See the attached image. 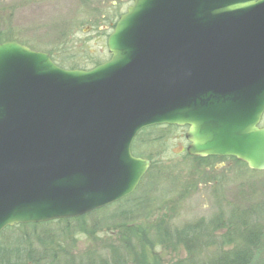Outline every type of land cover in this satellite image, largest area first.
<instances>
[{
  "label": "water",
  "instance_id": "water-1",
  "mask_svg": "<svg viewBox=\"0 0 264 264\" xmlns=\"http://www.w3.org/2000/svg\"><path fill=\"white\" fill-rule=\"evenodd\" d=\"M107 47L83 70L0 43V233L131 195L151 166L133 141L155 125L264 170V0H134Z\"/></svg>",
  "mask_w": 264,
  "mask_h": 264
},
{
  "label": "rangeland",
  "instance_id": "rangeland-1",
  "mask_svg": "<svg viewBox=\"0 0 264 264\" xmlns=\"http://www.w3.org/2000/svg\"><path fill=\"white\" fill-rule=\"evenodd\" d=\"M132 3L0 0V31L14 30L23 45L50 51L67 69H90L99 59L110 58L107 38ZM262 120L264 124V116ZM169 126L158 132L149 149L144 147L151 155V166L131 195L77 218L7 227L0 233V242L55 256L54 264L102 259L147 264L152 258L153 264H174L186 254L167 236V228L264 201V171H254L232 157H217L204 165L187 155V126ZM262 225V241L252 264H264V214Z\"/></svg>",
  "mask_w": 264,
  "mask_h": 264
},
{
  "label": "trees",
  "instance_id": "trees-1",
  "mask_svg": "<svg viewBox=\"0 0 264 264\" xmlns=\"http://www.w3.org/2000/svg\"><path fill=\"white\" fill-rule=\"evenodd\" d=\"M20 41L14 30L6 28L0 31V42ZM30 48H36L29 45ZM52 60L60 67L64 65L56 61L50 51H47ZM98 60V59H97ZM93 60L92 62H95ZM99 59L92 68L103 63ZM71 69H87V67L71 66ZM164 127L169 125H157L140 131L132 144L134 155L151 159L149 153L144 152V147L154 144L157 135ZM149 151V150H148ZM204 165H208L210 159L217 157L201 158ZM223 159V158H221ZM202 164V165H203ZM264 214V201L254 203L247 208L232 207L226 213H219L210 218H200L190 221L175 229H166L167 236L175 243L182 245L186 257L174 264H252L255 254L263 237L262 216ZM36 224H31L35 226ZM26 224H20L18 228H24ZM210 250V251H209ZM209 251V252H208ZM152 258V257H151ZM154 261V258H152ZM55 256L48 257L42 254H34L30 249H22L19 246H11L0 242V264H54ZM147 264H153V261ZM74 261L65 264H73ZM88 264H114L106 259Z\"/></svg>",
  "mask_w": 264,
  "mask_h": 264
}]
</instances>
